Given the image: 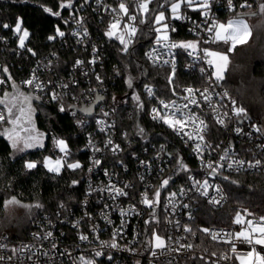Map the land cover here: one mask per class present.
Instances as JSON below:
<instances>
[{"label":"snow or ice","instance_id":"snow-or-ice-1","mask_svg":"<svg viewBox=\"0 0 264 264\" xmlns=\"http://www.w3.org/2000/svg\"><path fill=\"white\" fill-rule=\"evenodd\" d=\"M98 6H102V10L109 15L107 26L103 35L109 41L118 43V52L122 55L133 57L135 45L140 37H151V46L144 52V57L151 63L154 68H165L168 90L173 99H164L158 95L154 87L150 84H144V92L136 91L133 86L134 78L128 75L125 83L128 89H131L130 99L139 112H146L152 121L169 129L175 136L183 142L185 147H190L192 153L200 161L201 169L206 172V177L198 179L192 175V170L189 168L185 159L179 152L173 153L168 150V145L162 143L159 145L155 153L157 159L167 157L172 161L169 165L170 174L164 176V167H159L157 175L160 176L158 185H151L146 182L145 176L140 175L139 180L143 184V189L137 194L139 195L138 204L148 209V218L144 220L145 232L148 238L145 245L150 249V256L154 258L169 257L171 253H181L182 250L191 251L194 245L191 243L183 244L179 242L180 238L174 241L173 236L163 235L166 229L158 228L161 224V219L157 215V209L161 206L162 191L167 189L174 175L186 173L187 179L190 182V187H180L177 191H169L166 196L167 203L164 204L166 210L170 209L174 216L178 207L177 201L181 197L187 196L188 192L194 191L199 196L206 198L207 204L212 208L223 206L227 200L225 189L220 184L210 183L207 177L215 179L219 177L223 181H230L232 184H237L238 181L230 180L229 175H225L226 171H240L241 169H254L264 166V159L255 158L251 160L239 159L233 150L231 144L221 149L220 144L213 146L207 139L209 123L205 119L209 113L210 118L221 128L228 129L233 122L237 125L249 118L248 110L240 106L237 100L232 98L227 89L217 91L222 87V82L225 80V73L228 71L230 54L239 45L248 43L252 36L253 26L249 23L251 17L260 15L264 17V0H258L257 7L253 10V4L249 0H242L239 4L234 3V0H226V7L231 14L227 19L220 20L216 17L213 5L215 0H118V3L113 6L104 3V0H95ZM89 4V0H83L82 4L77 5V0H59L58 10H53L52 7L41 5L43 11L50 16L59 18L64 25L73 22L76 29L70 33L63 31L59 24L54 28V34L47 37L48 41H54L66 38L67 35H72L76 38V43L84 45L89 36L88 27L85 24V18L78 15L80 9ZM69 10V17L65 19L62 16V10ZM94 12L96 8L92 9ZM198 13L200 20H194L189 13ZM174 22H189L192 27L188 31L195 37L191 40L175 39L173 34L178 32V27ZM4 29H10L13 35L17 38V48L26 50L32 56L37 53L27 47L30 32L23 27V19L17 18L14 25L4 23L0 25ZM205 45H217L216 48L205 47ZM223 46V47H220ZM91 58L87 64L91 67L84 70L85 61L77 59L74 68L81 69L82 75L89 78L94 75L96 87L89 86L85 95L82 91L80 96L74 94L75 88L79 81L71 79L65 82H54L52 79L44 81L38 75L40 68L51 70L53 61L49 59L47 63H38L32 69L31 74L25 80L17 81L13 78L7 65L2 66L3 75L0 76V85L4 88L0 90V137L6 139L13 153H26L35 149H46V141L51 140V154L44 155L40 160H25L23 167L26 171L37 169L38 165L47 170L53 176H60L62 172L69 171L72 173L82 172L85 165L80 159L75 158L69 142L63 137L56 136L50 132L41 131L37 127V112L40 110V103L47 101L56 102L59 112L71 111V114L76 117L77 112L83 113L84 117L94 114V107L99 102L104 101L105 97L100 94V89L104 85V78L95 71V65L100 61V48L93 44ZM180 52L186 54L190 58V63L185 64L186 68L199 66V72L205 82L202 88L193 86H180L177 83V59ZM53 57L56 56L52 52ZM137 67H141L137 63ZM125 71L128 65L124 66ZM117 75H120V70L114 69ZM24 89H27L25 91ZM71 94V99L77 101L76 104H65L64 100ZM127 95V94H126ZM147 97V101L144 97ZM88 100L87 104L81 101ZM113 102H116V97H112ZM229 103H225V101ZM148 101H154L151 106H148ZM35 102V103H34ZM127 102V101H125ZM205 108L207 111H205ZM116 109L111 108L105 110L100 108V111L95 119V124L100 133H103L105 139L101 144L93 138L89 133L84 149L81 151H89L90 166L87 167V173L91 174L94 169L100 168L103 164L101 158L106 152H110L113 156H117L123 152L121 144L116 143L112 137V130L116 126L115 120H110V117L115 113ZM88 123L86 118H77L76 124L83 127ZM253 132L264 135V127L252 124ZM236 134H244L251 136L252 132L244 133L240 126L232 129ZM122 137L128 141L129 133L123 132ZM135 135L141 139H147L148 133L146 129L137 123L135 126ZM223 143V142H221ZM258 148L264 150V143L257 145ZM147 151V149H144ZM220 150L217 159H206L205 153L211 156V153ZM97 154H100L99 156ZM135 157L136 153L133 152ZM127 171V165L123 160H117ZM139 165L148 173L153 170L152 161L139 160ZM104 175L108 177L107 183L94 185L89 179L88 189L85 193V199L82 205L86 208L88 197L94 193H98L101 197H106L113 202L112 205L105 203L100 212V217L107 225L112 226V234L109 240L100 239L99 225L95 223L94 217L88 211L84 212V216L72 222V227L78 230V239L80 241H88L91 244V239L97 241L96 245L91 247V255H86L81 252L78 256H73L70 251L61 252L60 256L65 254L71 259V264H97V258L105 255V249L124 250L132 253L136 249L127 248L118 243V237L122 236L127 225V218L130 216H140L143 213L137 206V203H130L127 207H121L116 202L120 198H129L134 194L129 190L135 188L132 182L124 181L121 185L119 181H114V173L108 169H104ZM80 183L79 180H72L71 186H76ZM10 206H19L28 210L31 214L32 209H44V205L40 202L35 204H24L16 196H12L5 200L4 207L7 209ZM185 209H190L189 203H180ZM60 209H66V205L60 202ZM115 207L120 214L119 225H114V221L110 218V211ZM60 215L59 212L56 213ZM188 219H193L191 211L187 213ZM87 219L92 221L89 234L79 231L81 220ZM164 222L166 225L174 226L177 230L182 228L184 233L196 236L197 231L203 233L217 244H224L228 247L221 251H211L205 248L204 252L208 253L211 264H221V261L228 264H264V215L257 216L254 212L247 208L236 210L231 219V224L239 226V230L224 228L201 227L198 230L194 229L191 224H180L179 220H173L165 215ZM48 224L54 226L51 219H48ZM156 225V227H151ZM36 241H48L53 238V231L47 230L42 233H32ZM186 238V237H184ZM175 242L177 245L173 247ZM57 244H51V253L48 250L41 251L43 244L39 247L32 243H23L19 247L12 246L0 242V250H8L11 255H0V262L5 260L13 262V264H25V261L31 264H39V257H46L49 261L55 258ZM79 247V246H78ZM199 247V245L195 246ZM108 260L113 257L109 253ZM192 259H196L195 256ZM199 259L204 260L208 264V258L200 256ZM174 257L165 259L162 264H173ZM136 264H140L137 261ZM149 264H152L150 260Z\"/></svg>","mask_w":264,"mask_h":264},{"label":"built area","instance_id":"built-area-1","mask_svg":"<svg viewBox=\"0 0 264 264\" xmlns=\"http://www.w3.org/2000/svg\"><path fill=\"white\" fill-rule=\"evenodd\" d=\"M242 0H234V3L239 4ZM83 0H77V5L82 4ZM104 3L112 4L111 0H104ZM249 3H252L254 6V1L249 0ZM115 6V5H113ZM96 8L97 11H93L92 9ZM67 10V9H66ZM213 10L218 19H222L220 17V12L225 11L228 12L226 7V0H215L213 5ZM2 9L0 8V13ZM229 13V12H228ZM78 15H81L85 18V24L89 30V36L84 45L77 44L76 38L72 35H67L64 39L58 38V44L64 52L67 49L71 50H79V53L75 56H70L68 53H61L55 49H48L44 52L37 54L36 56H32L26 50H20L17 48V38L13 35L10 29H4L0 27V69L2 66L7 65L10 73L13 75V78L19 83L22 80H25L29 77L32 72V69L37 66L38 63H47L49 59L53 61V67L51 70L40 68L38 70V75L44 81L52 79L54 82H65L70 81L71 79H76L79 81L78 86L74 90V94L76 96H80L83 91L85 95H89L87 89L89 86L96 87V81L94 75L91 76V81L89 78L82 75V70L74 68L75 61L77 59L84 60L85 66L84 70L90 68L91 66L87 64V61L91 58L92 55V45L95 44L100 48V61L95 65V71L98 72L104 78V85L100 89V94L105 97V100L102 101L98 107L95 109L94 115L91 117H84L83 113L77 112L76 117L71 114V111L65 112L71 117L74 118L75 124L76 119L86 118L88 123L83 127H78V133L82 139V149L87 142L89 133L92 134L93 138L97 141V143L101 144L105 139L103 133L98 131V128L95 124V119L100 111V108H104L105 110H109L111 108H115L116 106L109 98L111 86L117 84V74L114 69L116 68V64L114 66H108L106 61V47L105 41L101 38L103 32L107 26V21L109 19V15L102 10V6H98L95 3V0H89V4L85 5L83 9H80ZM190 16L194 20H200V16L198 13H189ZM69 17V10L64 15V18L67 19ZM178 27V32L175 34L184 36L181 38L174 37L179 40H191L195 37L188 31L190 27H192L189 22H174ZM4 24L2 22V17L0 16V25ZM8 24V23H7ZM10 25V24H9ZM76 29V25L70 21L68 25H65V28H62L66 33H70L71 30ZM78 30V29H76ZM144 38V37H142ZM148 45L146 46L145 51L151 46V37L148 39ZM139 43H137L138 45ZM212 46V45H210ZM209 45H205V47H210ZM28 47V46H27ZM52 52L56 53V56L53 57L51 55ZM6 54H11L13 57H10ZM145 58V57H144ZM146 60V58H145ZM147 61V60H146ZM148 62V61H147ZM190 58L186 56L185 53L180 52V55L177 59V69L182 67L184 71L189 73L192 76V81L184 86H193L202 88L205 86V82L202 78V74L199 72V66L196 65L193 68H186L185 64L190 63ZM150 65L151 63L148 62ZM140 76H143V72L140 73ZM2 70H0V76H2ZM144 84H150L154 87V85L150 82H145ZM143 84V85H144ZM142 85L141 93L144 92V88ZM136 89V85L133 84ZM4 88L3 85H0V90ZM155 89V87H154ZM227 89L230 93L228 87L222 82V87L218 88L217 91H223ZM27 91V89H24ZM156 90V89H155ZM167 100V98L162 97ZM174 97L171 96L170 99ZM144 99L147 101V97ZM235 99V98H234ZM83 104H87L88 100L81 101ZM44 104H56V102L45 101L41 102ZM64 103L67 104H76L77 101L71 99V94L65 98ZM154 101H148L149 107ZM225 103H229L227 100ZM205 111L207 109L205 108ZM210 113L205 116V119L209 123V130L207 132V139L209 142L215 146L216 144H220L221 149L227 147L229 144L232 145L233 150L236 154V157L244 160H251L255 158L264 159V150L257 147V145L264 143V135H260L255 133L251 129V124L249 122V118L243 121L241 124L237 125L235 122L229 126L228 129L221 128L219 125H216L215 122L210 118ZM149 117V116H148ZM150 118V117H149ZM110 120H115L116 126L112 130V137L116 143L121 144L124 149L123 152L119 153L117 156H113L110 152H106L101 158L103 159V164L100 168L94 169V171L89 174L87 173V167L90 166L89 156L91 153L87 150L84 152L87 155L86 162V177L84 181V191L80 202L77 205H66V209H60L58 206L51 210H43L39 212L34 218L31 220L30 229L28 230L27 236L25 239H14L9 231L5 229L0 230V242L9 245V248L12 246L19 247L23 243H32L36 244L37 247L42 243L43 248L41 251L48 250L51 253V244H57V250L55 252V258L52 261H49L46 257H39V264H71V259L65 254L64 256H60L61 252H65V250L70 251L73 256H78L81 252H84L86 255H91V247L97 244V241L91 239L92 234L90 232V225L92 221H88L86 218L81 220V226L79 231L89 234L91 239V244L88 241H80L78 239V230L72 227V222L80 219L84 216V212L88 211L94 217L95 223L99 225V235L102 240H109L112 234V226L107 225L105 221L100 217L101 209L105 203L110 205L113 202L106 197H101L98 193H94L92 196H89L87 207L85 208L82 205V201L85 199V193L88 189V182L91 179L94 185H99L102 182L107 183L108 177L104 175V169H108L110 172L115 175L112 177L114 181H119L122 185L124 181L132 182L135 185V188L130 189L129 191L134 194V198L130 196L129 198H120L116 203L121 207H127L130 203H137L138 208L143 213L140 216H130L127 218L128 222L124 229L122 236L118 237V243L122 246H126L127 248L136 249L135 253L124 251V250H113V249H105V255L97 258V264H136L137 261H140V264H149L150 260L152 264H162V261L165 259H171L174 257L173 264H189L188 260L192 256H205L208 258V262L211 263V260L215 259L213 257H209L208 253L204 252V249L207 248L208 252L211 251H221L225 250L228 246L224 244H217L215 241H212L209 237L205 236L203 233L197 231L196 236H191L190 234L184 233L182 228L177 230L174 226L166 225L164 222L165 215H168L169 218L173 220H179L180 224H191L194 229H199L201 227H210V228H224L226 230L235 229L239 230V226L229 225V226H220V225H211L204 226L200 225L198 227V219L199 212L201 207L204 204H207V200L204 197L199 196L198 193L194 191L188 192L187 196L179 198L177 201L178 207L175 215L171 214L170 209L166 210L164 208V204L167 203L166 196L169 191H177L180 187L189 188L190 182L187 179L186 173H179L174 175L172 181L170 182L167 189L162 191L161 195V206L157 209V215L161 219V224L158 228V231L161 229H166L163 231V235L166 237L168 235L173 236L174 241L176 238H180L179 242L183 244L191 243L194 245V248L191 251L182 250L181 253H171L169 257H159L154 258L150 256V249H148L145 245V241L148 238V234L145 232L144 220L148 218L147 213L148 209L144 208L142 205L138 204L139 195L137 194L139 191L143 189V184L139 180L140 175L145 176V180L147 183L151 185H158L160 182V176L157 175L159 167H164L165 172L164 176L170 174L169 165L173 163L169 161L167 157H163V159H157L155 156L156 151L159 148V145L162 143H156L152 140L151 136H147V139H143L144 143L141 147L138 148L136 146L135 150L128 149L126 145L133 143L131 139L125 141L122 137V131L117 122L116 111L110 117ZM236 126H240L243 128L244 133L252 132L251 136H247L244 134H236L232 129ZM183 148L187 151V154H183L178 151L180 155H182L185 159V162L188 164L189 168L192 170V175L198 179H203L206 177V172L201 169L200 161L196 158V156L192 153L190 147H185L183 142L179 139V137L175 136ZM223 142V143H221ZM138 148V149H137ZM144 149H147L145 151ZM168 150L171 151L168 147ZM135 152L136 156L133 157L132 153ZM220 154V150L211 153L209 157L207 153H205L206 159H217ZM98 156L100 154H97ZM187 156L189 158H187ZM117 160H123L124 164L127 165V171H125L124 167L120 164H117ZM139 160H149L152 161L153 170L151 173H148L143 167H141L138 163ZM264 172V166L254 169H241L240 171H226L225 175H234L239 173H257ZM210 180V183L220 184L224 189L225 185L223 180L219 177L215 179L211 177H207ZM231 180H236L230 177ZM238 181V180H236ZM225 193L226 189H225ZM228 200V195H227ZM227 200L223 203V205L227 202ZM189 203L191 205L190 209H185L182 206H179L180 203ZM208 205V204H207ZM210 206V205H209ZM211 207V206H210ZM222 206H216L215 209H218ZM110 211V218L114 221V225H119L120 223V214L119 211L113 207ZM191 211L193 214V219L189 220L187 213ZM59 212L60 215L57 216L56 213ZM48 219H51L54 226H50L48 224ZM151 227H156V225H151ZM43 231L51 230L53 231V238L48 241H36L34 240L32 233H42ZM186 237V238H184ZM199 245V247H195ZM79 246V247H78ZM173 247L177 245L175 242L172 244ZM111 254L113 259L108 260V254ZM0 255H11V252L8 250H0ZM0 264H13V262H9L7 260L0 262ZM25 264H31V262L25 261ZM221 264H228V262L221 261Z\"/></svg>","mask_w":264,"mask_h":264},{"label":"trees","instance_id":"trees-1","mask_svg":"<svg viewBox=\"0 0 264 264\" xmlns=\"http://www.w3.org/2000/svg\"><path fill=\"white\" fill-rule=\"evenodd\" d=\"M252 1H254L253 10H255L258 0ZM111 2L116 5L118 0H111ZM58 3L59 0H0V8L2 9L0 16L3 23L10 25H14L18 17L23 19V27L30 32L27 46L31 47L37 54L48 49H55L63 54L68 53L73 57L79 53V50L67 49L64 52L58 44V39L54 41H48L47 39L49 35L54 34V28L57 24L60 25L61 29L65 28V25L59 18L45 13L41 5L52 7L55 11L58 10ZM66 13L67 10L65 9L62 10L61 14L64 17ZM230 15L225 11L220 12V17L224 20ZM253 31V37L249 43L237 46L231 53L235 64L244 61L243 58H248L247 62L250 63L247 74L248 80L245 81V78L243 79L235 71H232L229 72L223 83L228 87L238 104L248 110V116L256 120L257 125L264 127V32L262 26L256 21L253 24ZM173 36L184 37L178 34H173ZM101 38L105 41L107 65L113 67L116 64V68L120 70V75H117V84L111 86L109 98L113 102L112 97H116V102H113V104L116 106L118 125L122 132L127 131L129 133L128 139L133 141L126 147L135 150L136 146L139 148L143 145L144 140L135 135V126L140 123L153 141L166 143L173 153L180 151L186 155L187 151L175 135L166 127L152 121L146 112L138 113L130 99L132 90L128 89L125 83L128 75L134 78L133 84L137 87L136 91L141 93L142 85L145 82H150L154 85L158 95L167 99L171 98L166 80L167 67L154 68L144 58V50L149 43V38H139L137 42L139 44L135 45L133 57L118 52L119 45L117 42L109 41L104 35ZM210 47L216 48L217 45ZM6 55L13 57L11 54ZM137 63L141 67H137ZM125 64L128 65L127 71L124 68ZM142 72V81H139ZM177 73V83L180 86L190 83L193 79L182 67L177 69ZM36 115L37 127L41 131L50 132L66 139L75 154V158L81 160L85 165V169L76 173L64 171L60 176H53L39 165L37 169L26 171L23 167L25 160H40L44 155L51 153V140L46 141V149L30 150L14 156L8 141L0 137V230L8 226L14 229L19 227L22 229L21 235L24 237L22 239L27 236L31 220L34 217L29 222L9 221L8 224L10 225H4L1 218L3 217L2 213L6 199L16 196L19 200L25 202L41 200L45 203L43 210L54 209L59 206L60 202L77 205L83 195L86 177L87 155L84 151H81L82 139L74 118L65 112H59L58 105L44 103H40V110ZM187 158L189 157L187 156ZM230 177L238 180V183L224 182L228 195L227 202L218 209L204 204L199 212L198 227L200 225L229 226L235 211L243 208L249 209L257 216L264 215V172L239 173ZM72 180H79L80 183L71 186ZM192 257L188 260L189 264H205V261L199 259V257L195 256L196 259H192ZM208 264L211 263L208 262Z\"/></svg>","mask_w":264,"mask_h":264},{"label":"rangeland","instance_id":"rangeland-1","mask_svg":"<svg viewBox=\"0 0 264 264\" xmlns=\"http://www.w3.org/2000/svg\"><path fill=\"white\" fill-rule=\"evenodd\" d=\"M221 20H224V19H221ZM255 21L258 22V24L260 26H262L263 32H264V17H262L260 15H257L255 17H253V18L251 17L249 19V23L252 26H253ZM253 32H252V36L248 40V43L251 40V38L253 37ZM247 44H245V45H247ZM220 47H223V46H220ZM243 59H245V60L242 61V62H239L238 64H235L234 60H233V58H232V56L230 54L231 63L229 65L228 71L225 73V78L228 76L229 72L235 71L240 77H242L243 79L245 78V81L248 80V77H247L248 75L247 74H248V70L250 69V63L247 62L248 58H243ZM240 106H242V105H240ZM249 122H250L251 125L252 124H256V125L258 124V122L256 120L252 119L250 116H249ZM260 122H262V121L260 120ZM17 154H19V153H13L14 156L17 155ZM47 155H49V154H47ZM21 202L24 203V204H35L36 202H40V203H42L44 205V208H45V203L42 202L41 200H38L36 202H25V201H21ZM42 210L33 208L32 209V213L30 214L28 212V210L23 208V207L10 206L7 209L4 207V211L2 213L3 217L1 219L3 221V224L6 225V226L10 225V224H8L9 221H13V222L28 221L29 222L34 216H36ZM5 230L9 231L11 236L12 235L13 236H18V237H14L16 239L24 238L23 235H21L22 229L19 228V227L14 229L13 227L8 226L7 228H5Z\"/></svg>","mask_w":264,"mask_h":264},{"label":"water","instance_id":"water-1","mask_svg":"<svg viewBox=\"0 0 264 264\" xmlns=\"http://www.w3.org/2000/svg\"><path fill=\"white\" fill-rule=\"evenodd\" d=\"M139 81H142V76L140 77V80H139ZM101 102H102V101H101ZM101 102H99V104H100ZM99 104H97V105L94 107V112H95V109L98 107ZM93 115H94V114H93ZM93 115H92V116H93ZM89 117H91V116H89Z\"/></svg>","mask_w":264,"mask_h":264}]
</instances>
